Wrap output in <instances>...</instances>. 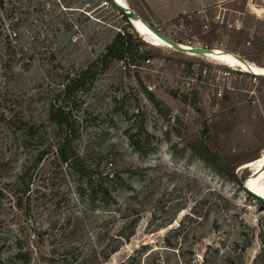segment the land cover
Listing matches in <instances>:
<instances>
[{
  "label": "rangeland",
  "instance_id": "1",
  "mask_svg": "<svg viewBox=\"0 0 264 264\" xmlns=\"http://www.w3.org/2000/svg\"><path fill=\"white\" fill-rule=\"evenodd\" d=\"M124 2L177 42L206 47L183 18L173 22L205 6L202 20L208 26L203 25V33L213 21L227 29L245 28L251 39L264 43V0ZM33 4L42 15L37 25L42 37L53 38L54 55L50 48L37 49L33 59L24 62L17 51L13 71L5 77L0 70V115H14L35 126L31 137L0 116V264H23L12 258L16 237L32 254L27 264H47L51 258L54 264H119L144 244L138 264H264V208L242 184L222 177L191 149L211 146L205 125L220 121V153L264 155V80L171 48L138 31L107 1ZM47 19L54 21L52 33ZM122 27L159 55L136 67L114 61L89 90L78 94L77 106L70 104L79 128L76 150L96 158L101 168L116 167L133 185L132 192L118 195L115 211L80 198L77 178L52 155L40 162L35 155L62 135L47 118L52 95L63 88L68 75L96 59ZM211 46L247 62L256 52L253 42L237 47L228 35ZM146 90L163 104L156 106ZM140 126L155 147L144 155L134 151L127 133ZM243 166L236 169L238 178L249 177L251 182L257 166ZM134 170L143 176H130ZM256 182L264 193V171ZM18 196L23 197L20 206ZM133 219L138 221L131 235Z\"/></svg>",
  "mask_w": 264,
  "mask_h": 264
},
{
  "label": "trees",
  "instance_id": "2",
  "mask_svg": "<svg viewBox=\"0 0 264 264\" xmlns=\"http://www.w3.org/2000/svg\"><path fill=\"white\" fill-rule=\"evenodd\" d=\"M32 1L0 0V70L1 74L5 77L13 71L17 51H20V60L24 62L33 59L37 54V49L45 48L48 51L51 49V57L54 55L53 47L50 44L53 38L50 34V38L48 36L42 37L43 33L37 26L42 15L39 14L38 4H33L31 7ZM100 1H107L125 20H128V17L123 11L118 9L111 0ZM30 11L34 12L33 17H31ZM180 18H183L184 23L191 27V34L197 35L206 47L211 48L213 42L221 40L223 35H228L230 41L237 47H244L247 42H253L256 52L251 55L253 57V63L248 61V64L264 67L263 41L256 37L251 39L249 33L244 29H227L226 25H220L212 21L209 30L203 33L202 27L205 23L197 14L190 16L181 14L173 19V22H178ZM46 25L48 33L55 31L54 21H48L47 19ZM158 55V53L151 49H147L144 46L143 40L134 37L132 32L128 31L126 27H122L115 33L112 40L105 46V49L99 56L85 67L77 70L72 76L68 75V80L63 85V88L54 93L50 99L47 118L55 126L56 130L62 132V135H59V139L55 144L45 145L44 148L38 150L35 158L37 162H40L52 155L54 160H57L60 165L64 166L70 174L77 178L78 195L88 203L114 207L117 208L115 209L116 211L118 210L119 204L118 195L122 191L132 192L134 189L133 185L124 178L119 169L116 167L108 169L101 168L100 161H96L94 157L89 159L90 157L81 155L74 147L73 143L78 137L79 129L72 114L73 106H77L76 97L80 92L89 90L97 76L108 69L114 61H123L129 67H136L141 61L151 59ZM255 77L264 80L262 76L255 75ZM146 93L156 106L163 104L152 92L146 90ZM223 113L221 117L226 120L227 116ZM0 116L3 120L11 122L16 128L25 131L26 135L31 137L35 135V132H33L35 126L30 125L24 119L19 118L17 120L14 115L7 118L4 113H1ZM222 127L223 125L220 121L216 124H206L204 132L211 139L212 145H202L201 148L192 145L191 149L194 150L195 154L204 163L213 168L222 177L241 186V181L236 172L237 167L258 160L264 155L260 156L255 151L234 155L220 153L219 140L224 130ZM140 132H144L145 135H141ZM127 133L129 143L135 152L144 155L154 151L155 147L151 145L150 135L145 132L142 126L139 127V131L131 132V130H128ZM212 146H215V151L214 149L212 150ZM21 174V179H23L27 174L26 167ZM133 175L143 176L142 173H138L136 170L130 172V176ZM243 189L248 196L263 207L245 188ZM22 201L23 197L18 196L17 206L22 205ZM137 221L138 219L131 221L133 228L131 235L134 233ZM12 242L14 248L12 258L22 259L23 264L31 262L32 254L29 249H24L20 238L16 237ZM146 247L147 244L142 245L141 250L137 249L134 255L129 256L119 264H138L141 251ZM117 248L115 247L112 252L116 251ZM227 258L229 260L230 257ZM162 262L158 261L156 264H162ZM47 264H54L52 258L49 259V263Z\"/></svg>",
  "mask_w": 264,
  "mask_h": 264
},
{
  "label": "bare ground",
  "instance_id": "3",
  "mask_svg": "<svg viewBox=\"0 0 264 264\" xmlns=\"http://www.w3.org/2000/svg\"><path fill=\"white\" fill-rule=\"evenodd\" d=\"M120 3L126 4L124 2V0H118ZM132 24L135 26V28L148 35L151 37H154L158 40H160L162 43L170 46L171 48L172 45H170L169 43H167L165 40H163L161 37H159L156 33H154L149 27L148 25L142 20V19H136V20H132ZM180 43L182 46H189V44H184L181 42ZM211 51H207L204 52V54L202 56H205L207 58H210L211 60H217L220 62H223L224 64H227L229 66H233V67H239L244 71H250L251 73H264V67H260V66H254L251 64H248L247 60L242 59L241 57H239L238 55L234 54L236 57L227 54L226 52H224L223 50H217L215 48H211ZM191 54V53H189ZM252 164H256L257 169L255 171H252L251 175L254 176L253 180L251 182L248 181L249 177L246 179V185H248L253 191H255L256 193L263 195L264 193L262 191V189L260 188V185L258 184L257 181V176L262 173L264 171V156L262 158H260L258 161L254 160L252 162L246 163V165H252ZM244 164V166H246ZM243 166V167H244Z\"/></svg>",
  "mask_w": 264,
  "mask_h": 264
},
{
  "label": "water",
  "instance_id": "4",
  "mask_svg": "<svg viewBox=\"0 0 264 264\" xmlns=\"http://www.w3.org/2000/svg\"><path fill=\"white\" fill-rule=\"evenodd\" d=\"M112 3L118 7V9H120L121 11H123V13L128 17V20L132 23V20H136V19H141L140 16L137 14V12L132 9L126 2V4L120 3L118 0H111ZM145 22V21H144ZM146 23V22H145ZM148 25V27L154 32L156 33L159 37H161L163 40H165L167 43H169L170 45H172V47L177 50L180 51L182 53H186V54H194V55H203L204 52L207 51H211V48L208 47H203V46H182L180 43H178L177 41L173 40L172 38L168 37L167 35H165L164 33H162L161 31H159L158 29H156L155 27L149 25L148 23H146ZM248 73H251L250 71H246ZM254 75H259L264 77V73H252ZM242 186L246 189V191H248L257 201H259L264 208V196L260 195L258 193H256L255 191H253L248 185H246V180L245 181H241Z\"/></svg>",
  "mask_w": 264,
  "mask_h": 264
},
{
  "label": "crops",
  "instance_id": "5",
  "mask_svg": "<svg viewBox=\"0 0 264 264\" xmlns=\"http://www.w3.org/2000/svg\"><path fill=\"white\" fill-rule=\"evenodd\" d=\"M204 7H205V6H203L202 8H199L198 11H197V12H198L197 15L199 14L198 16L201 17V18H203L202 13H204V11H206V9H205ZM203 8H204V9H203ZM205 15H206V14H205ZM205 15H204V16H205ZM237 23H240V22L237 21ZM236 27H237V28H241L240 25H236ZM243 29H245V28H243Z\"/></svg>",
  "mask_w": 264,
  "mask_h": 264
},
{
  "label": "built area",
  "instance_id": "6",
  "mask_svg": "<svg viewBox=\"0 0 264 264\" xmlns=\"http://www.w3.org/2000/svg\"><path fill=\"white\" fill-rule=\"evenodd\" d=\"M205 26L207 27L208 25L205 24ZM229 72H230V70H224L222 73H223V74H228Z\"/></svg>",
  "mask_w": 264,
  "mask_h": 264
}]
</instances>
